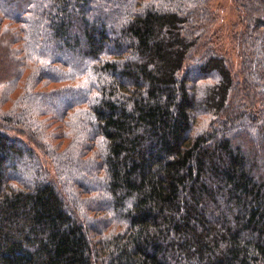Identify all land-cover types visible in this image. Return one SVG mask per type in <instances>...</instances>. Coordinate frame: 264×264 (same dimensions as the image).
I'll list each match as a JSON object with an SVG mask.
<instances>
[{
    "label": "trees",
    "instance_id": "16d2710c",
    "mask_svg": "<svg viewBox=\"0 0 264 264\" xmlns=\"http://www.w3.org/2000/svg\"><path fill=\"white\" fill-rule=\"evenodd\" d=\"M212 1L0 0V264H264V0Z\"/></svg>",
    "mask_w": 264,
    "mask_h": 264
},
{
    "label": "rangeland",
    "instance_id": "374dc122",
    "mask_svg": "<svg viewBox=\"0 0 264 264\" xmlns=\"http://www.w3.org/2000/svg\"><path fill=\"white\" fill-rule=\"evenodd\" d=\"M35 5H37V1H34ZM212 5L214 7V9H216L219 13V20H218V27L221 31V34L228 35L230 34V31L232 29V25L236 22L237 20V13L235 11V8L232 4V0H213L212 1ZM6 11L8 13L13 12L11 8H9ZM12 44H14L12 41H9L8 44L5 42H1L0 43V64L1 67L4 68V64H3V59H5L7 61L8 67H5L3 70L0 69V80L2 79H7V78H11L13 75V66L17 65V62H15V56L12 55V51L9 49V45L11 46ZM15 45V44H14ZM223 46H226V49L229 50L228 53H234L233 52V48L230 45L229 42L225 41L223 43ZM226 51V50H225ZM235 61L236 58L234 59ZM13 96H15L14 92H12ZM62 104V103H61ZM58 103H57V107H58Z\"/></svg>",
    "mask_w": 264,
    "mask_h": 264
}]
</instances>
